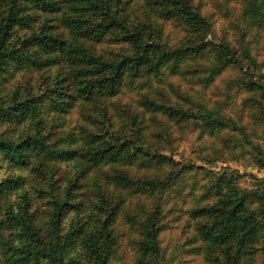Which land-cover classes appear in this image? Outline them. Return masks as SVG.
Instances as JSON below:
<instances>
[{
  "label": "trees",
  "instance_id": "obj_1",
  "mask_svg": "<svg viewBox=\"0 0 264 264\" xmlns=\"http://www.w3.org/2000/svg\"><path fill=\"white\" fill-rule=\"evenodd\" d=\"M228 1L237 15L226 0L217 14L232 37L216 39L215 15L196 0H0V264H115L120 224L134 234V264H168L163 216L186 169L204 172L184 195L192 253L264 264V189L165 154L172 128L198 132L206 164L212 148L260 150L225 108L245 93L264 128V63L247 40L264 30V0ZM157 21L181 35L167 39ZM228 69L221 101L194 88Z\"/></svg>",
  "mask_w": 264,
  "mask_h": 264
},
{
  "label": "rangeland",
  "instance_id": "obj_2",
  "mask_svg": "<svg viewBox=\"0 0 264 264\" xmlns=\"http://www.w3.org/2000/svg\"><path fill=\"white\" fill-rule=\"evenodd\" d=\"M204 4V8L209 13L212 12L215 19V24L213 27L212 38L218 39L221 35L227 34L229 37H232V31L228 30L229 23L225 22L217 14L219 10V2L224 0H196ZM228 7L234 9L235 17L237 15L236 3L234 1L226 0ZM161 26L166 38H170L172 41H176L177 38L181 35L180 29L175 26L173 21H157ZM247 40H250L251 46L255 58L260 63H264V30L255 27L251 29L250 34L247 37ZM234 72L232 69L226 70L216 81L215 86L210 88L202 89L200 86L194 87L201 90L206 97H209L211 101H221L225 98L223 86V81L226 77H229ZM28 77V73H24ZM19 75V74H18ZM176 83V82H174ZM178 84L181 88V84ZM188 86V84H187ZM189 89V87H187ZM234 91H232L233 93ZM235 95V94H232ZM132 97L134 94L128 92V89L125 90L123 95L120 97L119 101L124 103H132ZM247 98L248 96L239 94L233 96L230 101H227L228 107L225 108L228 115L234 117L236 120V127L239 130H242V133H247L251 139L254 140L255 145L260 149H256L255 146H250L246 144L243 146L245 151L239 154H228L226 156H221V154L212 148L211 155L214 157L216 162L213 164H206L204 161L200 160L201 157L207 155V151H204L202 145V138L198 139L197 131H185L186 135L183 136V133L179 131L178 128L172 130L174 131L173 137L175 138L169 146V149L165 152L168 156H173V158L182 163V166L189 167L188 162H192L194 167L202 166L209 173H221L222 171L226 172H239L240 178L239 183L241 187L245 190H255V189H264V128L261 124H256L257 126L253 127L252 120V108H247L242 104V99ZM119 103L120 105H123ZM222 110V109H221ZM257 111V110H256ZM70 119V123L74 124L75 116ZM252 122V123H251ZM244 124V128L241 126ZM240 131L237 134H233L236 139L234 142L243 141L244 135ZM182 138V139H181ZM175 145V146H174ZM175 147V148H174ZM254 152L259 155V158H256ZM238 153V152H237ZM220 157L224 161H219ZM185 170V169H184ZM203 171L201 170H191L186 169V173H181L177 179V183L174 184L173 194L171 197H168L167 205L165 206L164 218H163V229L161 232V241L162 245L166 248V253L170 256L173 255L168 264H203L199 255H194L192 253V245L187 242V237L191 235V230H189L187 224L190 222L187 219L185 214L186 207V197L184 195L197 193L198 189H193L194 183L199 187L201 183L204 182ZM180 190V192H178ZM190 191V192H189ZM118 256L115 261V264H134V234L131 232L127 224H120L118 226ZM136 237V234H135ZM189 249V250H188Z\"/></svg>",
  "mask_w": 264,
  "mask_h": 264
}]
</instances>
